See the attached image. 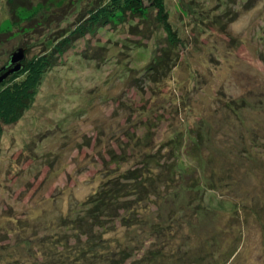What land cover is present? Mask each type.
Here are the masks:
<instances>
[{
    "label": "rangeland",
    "instance_id": "374dc122",
    "mask_svg": "<svg viewBox=\"0 0 264 264\" xmlns=\"http://www.w3.org/2000/svg\"><path fill=\"white\" fill-rule=\"evenodd\" d=\"M106 1L30 0L14 15L0 0V68L20 47L22 67L42 54L51 64L18 121L2 124L0 264H37L36 238L68 231L63 219L148 153L163 181L181 182L138 206L142 224L117 221L104 250L264 264V0H164L172 44L154 9L90 25Z\"/></svg>",
    "mask_w": 264,
    "mask_h": 264
},
{
    "label": "trees",
    "instance_id": "16d2710c",
    "mask_svg": "<svg viewBox=\"0 0 264 264\" xmlns=\"http://www.w3.org/2000/svg\"><path fill=\"white\" fill-rule=\"evenodd\" d=\"M27 1L30 0H7L8 10L16 15L18 9L25 8L24 2ZM148 9L155 10V18L166 32L168 43H178V36L168 21L164 0H108L94 9L88 20L90 25H95L100 20L119 18L121 16L118 14H123L127 10L144 16ZM82 29L83 27H80L79 31ZM170 58L171 56L168 60ZM163 61L162 55L157 60L156 75L164 71ZM50 65L46 54L32 58L26 61L19 71L13 73L14 77L11 81L0 87V133L2 124L16 123L21 117L36 93L41 75ZM174 153L179 158L178 150ZM143 157L141 167L128 169L118 176L109 178L84 202L83 207L74 210L70 218L63 219L58 227L68 228V231L63 234L55 233L56 235L51 237L44 236L45 238L42 237L44 239L36 238L37 241L34 243L46 247L41 251L40 261L37 264H129V261L130 264H149L155 255L161 252L162 247L149 249L142 251V254L135 259L134 247L128 245L116 251L104 250L107 241L104 236L109 229H115L113 226L117 221H123L129 227L142 224L143 218L140 217L138 210L141 207L138 206L146 203L151 196L159 199L160 194L163 195L162 190H166L163 187H169L175 181L181 182V177L174 180L171 176L163 181L162 175L154 173L148 164L149 161H153V154L148 153ZM170 170L169 168L168 171ZM208 185L194 182L192 187L201 190L207 189ZM168 194L170 193H165V196ZM155 228L160 229V226L156 225ZM84 236L86 238H83ZM33 240L35 239L31 241ZM56 245L61 246V251L55 249L51 252V247ZM135 245L137 246L135 248H139L144 244L139 247L138 243Z\"/></svg>",
    "mask_w": 264,
    "mask_h": 264
},
{
    "label": "water",
    "instance_id": "95a60500",
    "mask_svg": "<svg viewBox=\"0 0 264 264\" xmlns=\"http://www.w3.org/2000/svg\"><path fill=\"white\" fill-rule=\"evenodd\" d=\"M25 58L24 48L20 47L9 55L7 63L0 68V82H2L9 74L19 71L22 68L21 62Z\"/></svg>",
    "mask_w": 264,
    "mask_h": 264
}]
</instances>
